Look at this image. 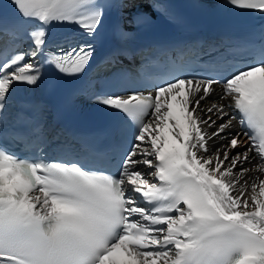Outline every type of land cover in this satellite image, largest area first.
<instances>
[{"label": "snow or ice", "instance_id": "snow-or-ice-1", "mask_svg": "<svg viewBox=\"0 0 264 264\" xmlns=\"http://www.w3.org/2000/svg\"><path fill=\"white\" fill-rule=\"evenodd\" d=\"M10 2L17 15L0 16V264H264V26L220 52L216 75L179 68L153 91L98 92L123 117L110 142L91 162L48 160L20 155L28 133L8 117L30 101L16 85L37 87L45 68L79 79L113 10L133 23L146 14L142 0ZM227 3L264 16V0Z\"/></svg>", "mask_w": 264, "mask_h": 264}, {"label": "bare ground", "instance_id": "bare-ground-1", "mask_svg": "<svg viewBox=\"0 0 264 264\" xmlns=\"http://www.w3.org/2000/svg\"><path fill=\"white\" fill-rule=\"evenodd\" d=\"M144 2H145V0H142L141 4H142V5H145ZM123 18H124L125 21L128 20V19L126 18V12H124V14H123ZM216 91H217V93H219V92L221 91L220 86H216ZM233 123H234V125H235V127L233 128V131H239V128H238V120H237V121H234ZM223 142H224V141H215V142H210V143H211V146H212L213 150H215V148L218 147V145H219L220 143H223ZM246 167H252V165H246ZM253 175H255V173H253Z\"/></svg>", "mask_w": 264, "mask_h": 264}]
</instances>
